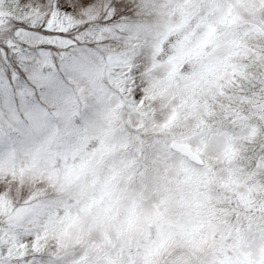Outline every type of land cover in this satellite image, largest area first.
Segmentation results:
<instances>
[{
  "label": "snow or ice",
  "instance_id": "6c2138e0",
  "mask_svg": "<svg viewBox=\"0 0 264 264\" xmlns=\"http://www.w3.org/2000/svg\"><path fill=\"white\" fill-rule=\"evenodd\" d=\"M262 190L264 0H0V264H264Z\"/></svg>",
  "mask_w": 264,
  "mask_h": 264
},
{
  "label": "clouds",
  "instance_id": "9594fccd",
  "mask_svg": "<svg viewBox=\"0 0 264 264\" xmlns=\"http://www.w3.org/2000/svg\"><path fill=\"white\" fill-rule=\"evenodd\" d=\"M123 155L124 152L122 150H118L114 162L118 163L120 157ZM212 164L216 168V173L214 175V182L209 186V190L213 194H219L222 192L221 185L226 183L229 179L227 173L221 171V169L226 168L227 165L218 164L215 160H213ZM232 166L234 168L240 169L238 175L236 176V180L239 181L240 185H248L255 180V177L250 176L249 173L243 169V166L240 164L239 160L234 161ZM253 199L259 202H264V190L254 193ZM155 200H156L155 196L148 195L141 203L142 213H141V219L139 221V226L142 229H146L147 227V221L145 217H147L152 212V205L155 202ZM128 205H129L128 199L122 200L119 208V219L116 221L117 224L123 221L125 216V210L127 209ZM184 213H185L184 208L180 207L177 204H174L170 206L168 215L172 220H177V219H181L184 216ZM111 232L113 235L114 243L118 242L115 228L111 229Z\"/></svg>",
  "mask_w": 264,
  "mask_h": 264
},
{
  "label": "rangeland",
  "instance_id": "374dc122",
  "mask_svg": "<svg viewBox=\"0 0 264 264\" xmlns=\"http://www.w3.org/2000/svg\"><path fill=\"white\" fill-rule=\"evenodd\" d=\"M241 190H243V189H241Z\"/></svg>",
  "mask_w": 264,
  "mask_h": 264
}]
</instances>
